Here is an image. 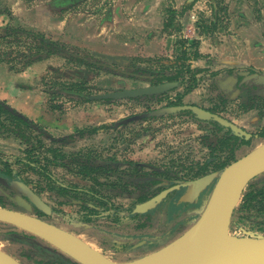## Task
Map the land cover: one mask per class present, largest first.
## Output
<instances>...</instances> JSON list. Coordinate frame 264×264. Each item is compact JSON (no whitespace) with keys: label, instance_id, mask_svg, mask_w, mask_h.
<instances>
[{"label":"rangeland","instance_id":"obj_1","mask_svg":"<svg viewBox=\"0 0 264 264\" xmlns=\"http://www.w3.org/2000/svg\"><path fill=\"white\" fill-rule=\"evenodd\" d=\"M42 3L43 2H41V0H0V27H11L31 31L33 33H42L40 31H34L30 26L27 25L31 24V15L33 14L34 16H36L37 10L39 8L40 10L43 8L39 6ZM51 5L52 3H50V7ZM97 7L98 4L96 3V1L91 0L90 2L75 4L74 10H71V12L76 16H79L80 13L84 11V15L86 17L89 12H94ZM55 12L57 13L55 19L59 16L63 17V14L60 13L61 11L56 10ZM22 13H24L23 17L21 16ZM69 13L70 12H68V15ZM49 39L52 40V38ZM30 40L22 34L0 40V60L4 59V52H6L9 48H12L13 50H15V52L11 55V57H9L11 60L9 62H11L10 64H13L12 66H14V69L19 70L24 62L22 61L23 59L21 60V58L15 60V57H17V51L25 52ZM80 52L81 56L83 57H92L93 59H97L99 61L102 60L100 55H97L96 53H92L94 55H91V53L83 50ZM177 55L178 54L175 52L161 57L172 58V60H175ZM76 64L77 63L75 61H69L62 56L54 55L46 61H43L39 80H31L26 83L28 84V89L39 91L42 90L47 93L45 90L48 88L55 91V94H59L55 98L53 97V94H45L47 96L46 106L50 108V102L57 105L61 109H59V111H57L56 113L54 112L55 115H57L56 118L60 121H62L63 119H67L69 121V123H66L65 130H59L58 127H55V130H53L54 134L58 136L67 135V138L71 140L75 137V139H77V141L75 140V142L66 141V144H62V149L65 151L67 150L68 153V157L67 159H65L66 164L68 163L72 167L78 169L79 164L74 161L75 154H84V152H86L87 150H93L94 152H96L97 150H99V148H104L105 150H109L110 154L114 152V150L112 151V149H118L121 155L124 156L127 155L128 148H134L135 152L131 155L134 154L136 160H144L153 166L161 167L167 169L169 172L177 173L179 177L184 176L188 178L189 176L193 175L191 168L196 167L197 164H204L206 160L212 156L210 147L213 144L217 145V142L215 141L216 139L213 138L214 133L212 129L207 125L196 122L190 116H186L185 114L175 115L171 117L160 116L157 118H147L145 120L131 122L129 123L130 125H124L120 128H115L113 126L115 122L122 121L123 119L127 117L129 118L130 116H133L135 114L144 113L148 110L161 107L170 99H177L176 96L177 94L182 92V89H177L169 92L166 97H162L165 98V100H162V102L160 103L157 100H154L153 102L148 104L145 103L144 99H122L115 100L109 103H98V101H92L86 104H77L76 106H74L73 102H70L69 100H67V98L60 94L62 87H59L57 85L54 86V84L56 82H68L73 79L74 77L71 70L77 68L78 65ZM112 64H114L118 68H120L121 66L120 64ZM137 64H140L139 66L141 67L153 70L163 67H171V64L169 62L164 61H155L150 63L139 61L137 62ZM0 65L7 66L9 70L13 72L10 69V65L6 63H1ZM193 65V68L195 70H198V68H203L205 70V72L199 75L200 77L203 76L204 80L194 92L182 99L184 102H192L204 107L211 108L213 103H211L209 100H211L213 96L217 95L220 92L216 87L213 86L212 82H215L216 80L213 81L209 74H211L212 72H216L217 70L226 69L227 67L224 65L221 67H216L213 66V64L212 67H206V65H203V67H197L195 63H193ZM121 67L122 70H127L124 69L123 66ZM0 68L3 67L0 66ZM234 69L240 70L244 68L235 67ZM14 73L16 72L14 71ZM88 74L89 78L92 80V83L90 82L92 86L91 93L95 95L114 92L125 88H142L149 85L148 82L143 80V78H134L132 76H125L123 74H109L105 73V71L99 68H92ZM221 84L224 85V81L223 83L221 82ZM224 89L226 90L225 92L228 93L232 88L226 86ZM228 102L229 103L226 106V110L223 113V115L228 119L235 121L240 126L245 127L246 130L252 133L258 132V130L264 125V106L262 105V103H260V110H254L253 112L244 113L240 99L233 98L232 100H228ZM102 126H107L104 131L96 132L93 134L86 133V135L82 137V140L79 138L81 136L78 132H80L81 130H86L88 128H101ZM263 142L264 138L259 141H254L248 147L238 149V151L235 152L236 157L239 158L245 155L250 150ZM129 144L131 145L129 146ZM16 156H22V152L18 146V143H16V141H14L13 139L0 137V157H2L4 160L8 159L9 157ZM43 156L45 155L43 154ZM105 156H108L107 152H105ZM227 156L228 153L223 154L222 158H226ZM14 166L15 168H17L16 165ZM23 171L24 175L25 172H27L25 178L29 179V182H33L32 180L37 181L41 179L39 182L42 183V186H45L47 184V180L43 179L41 175L39 176L37 174H33V172L28 167L25 166ZM50 172L54 174L56 180L62 183H68L70 182V180L80 182V180L78 179L79 176L70 174L64 167L51 168ZM263 177L264 174L255 179V181H260L261 179H263ZM255 181H252V183ZM85 184H88L87 181H85ZM56 188L59 187L57 186ZM250 190L251 188L246 189L244 192V196ZM42 195L44 199L48 201L50 205L54 206L57 212H61L62 215H71L77 211V208L75 206L69 207L56 201L52 196H50L51 194L48 193V191L43 192ZM243 198L244 197H242L240 204L235 210L232 221H237L240 225L246 226L245 228H247L249 231L264 235V200L254 202L251 209L246 212L242 208L244 203ZM202 207H199L197 210L193 211V214L199 216ZM257 209L260 210L257 211ZM242 216L243 218L245 217V219L240 220L242 219ZM195 220L196 219H192L182 224L177 229L176 227H173L172 230L175 232H173L169 236V238L161 240V247L181 236L186 230H188V228ZM55 222H61V220H57ZM234 227L235 226L232 223L231 234H241ZM67 228L69 227L67 226ZM133 229L134 228L124 227L121 228V232L133 233ZM155 230L164 231L165 229H158L157 227L145 229L138 236H150V234H152ZM20 232L21 231L13 227L0 223V250L7 252V254L13 255L15 259L17 258L22 264H31L25 258V254L30 253L31 251L30 247H25L24 245L17 242L20 241L18 240V238H20L21 236H16L15 234H20ZM83 233L84 234H82V238L84 240L91 243L95 249L97 248L98 251L100 250L101 253L105 254L109 259L113 261H130L133 259L144 257L146 255V253L125 254L112 252L109 250L111 244L118 243L113 241L111 238L106 236L105 240H107V242L103 243L104 246H102L101 243L98 244L96 242L93 236H90L85 232ZM36 241L42 246H46V243L44 241L40 239H36ZM32 261L38 262L39 260L33 258Z\"/></svg>","mask_w":264,"mask_h":264},{"label":"flooded vegetation","instance_id":"obj_2","mask_svg":"<svg viewBox=\"0 0 264 264\" xmlns=\"http://www.w3.org/2000/svg\"><path fill=\"white\" fill-rule=\"evenodd\" d=\"M84 1L85 0H52V1L50 0V3H52L53 8H55L57 11H62L66 8L70 10L69 6L72 5L73 3H81ZM180 41H186V42L196 41L199 44L198 39L193 36L191 30L189 28L186 29L185 33L179 39V43L177 46L178 49L173 52V53L176 52L178 54L175 60H177V58L180 56V45H181ZM198 48L199 46L197 47V50L195 49L190 50L189 55L193 57L192 54L194 52L199 53ZM132 58H136V57H132ZM144 59H159V60H162L164 62H169V63H172L175 61V60H172V58H163V57L144 58ZM191 61H195V60L190 59L187 64H191ZM226 67H227L226 69L217 70V71L222 72L220 74L221 78H220V75H218L219 77L218 76L211 77L209 74V76L213 79V81L216 80L215 82H212V83H213V86L217 85L214 87H216L220 92L217 95L213 96V98L211 99L215 98L217 100L219 97H224L228 100H232L233 98H236V99L241 100L244 113L253 112L254 110H260L261 109L260 103H262V105L264 106V85L257 84V79L250 78V77L256 73H260V74H264V73L258 71L257 69L253 67H242L236 64H230V65H227ZM235 67H241L244 69L236 70L234 69ZM139 68L140 69L136 70V72L134 71L135 73H132L131 71L133 69L132 68L131 70H129L130 72L122 71L121 73H117V74H125L126 76L130 75L134 78H143V80H145L149 84L148 86H145V87L155 86V85H159L163 83H173V82H177L178 86L169 90L166 93H162L158 95H154V94L146 95L143 97L127 98V99H141V100L144 99L145 103H148V104H150L154 100H157L160 103L162 102V100H165V98H162V97H166V95L169 92H172L177 89H182V92H183V88L185 84L182 82L181 79L174 80V81H164L162 83H159V82H156V79H152V78H155L154 76L155 71L153 69H148L144 67H139ZM191 68L194 69L192 67V64H191ZM200 69H203V68H200ZM169 72L174 75L175 69ZM202 78L204 80L203 76ZM223 81H224V85L229 86V88H232L230 92L228 93L225 92L226 90L224 88L226 86L221 84V82L223 83ZM125 89L117 90L114 92L123 91ZM135 89H138V88H135ZM47 93L50 94V92H47ZM191 93L187 94L186 96L190 95ZM176 98L177 99H170L165 104L163 103L164 105H162L161 107H157V108L148 110L140 114L153 112L155 110L165 108V107L194 105V106H199L201 108L209 110L213 113L219 114L222 117L228 119L227 117L223 115L224 111L222 112L213 111L214 104H212V107L209 108V107H204L196 103H192V102L191 103H188L186 101L184 102L183 101L184 98L181 100L178 99V94ZM111 100L115 101V100H122V99H111ZM209 101L211 102V100ZM228 103L229 102H227V104ZM59 109L61 108L54 109V110L51 109V110L59 111ZM181 114L190 116L196 122L200 121L190 111H181V112L173 113L170 115H163V116L171 117V116L181 115ZM135 115H138V114H135ZM157 117H160V116L148 117V118H157ZM26 118L28 117L26 116ZM145 119L147 118H144L142 120H145ZM228 120L240 126L235 121L231 119H228ZM119 122H115L113 126L115 128H120V127H123L124 125H130V124H121V125L116 126V124ZM201 122H204V125H207L212 129L214 133L213 138L216 139L215 141L217 143H218L219 138L231 132L230 129H226L220 126L219 124L218 125L220 126V128H216L214 125H212L216 122H207V121H201ZM34 126H38L39 127L38 129L41 131V132H36V131L34 132L35 136L37 137L34 144L38 143V141L40 140L45 143L50 144V142H48V140L44 138V136H42L43 133L48 134L52 136L54 141H56V143L52 145L62 150L66 156L65 159H67L68 153H67V150L65 151L62 149V144H66V141L75 142V140L77 141V139H75L76 137L71 140L67 138V135L58 136L54 134V131L48 130V128L36 122H34ZM240 127L246 130L245 127L243 126H240ZM104 130L105 129H101L98 132H101ZM263 130H264V125L256 133H252L246 130L252 135V137L249 139L251 141L250 145L254 141H259L263 139V138H259V134ZM81 131H84L82 135L79 134L81 136L79 137L81 140H82V137L86 135V133L90 134V131H88L87 129L81 130ZM239 138H242V137H239ZM9 139H13L14 141H16V143H18V146L22 152V156L9 157L8 159H4V163L0 164V176L4 177L5 179L9 181L10 180L11 181L20 180L24 182L25 184H27L32 189V191H34L37 195H39L51 207L52 214L46 215L43 212L39 211L35 206L30 204L29 200L26 197H23L16 192L9 191L1 183H0V189L3 191L0 190V207L22 211V212L23 211L25 212V209L31 207L34 210L33 213L35 216L40 217L41 219H44L52 224H55L58 227L67 230V232L68 231L72 232L73 234L81 238L82 240H84L82 238V234H84L83 232L88 233L90 236H93V238H95L98 244L101 243L102 246H104L103 243L107 242V240H105V237L107 236L111 238L113 241L118 243V244H111V247L109 250L112 252L125 253V254H130V253L131 254H144L146 253L147 255L150 252L161 248L162 246L161 240L165 238L166 239L169 238V236L173 232H175L172 230L173 227H176L177 229L182 224L192 219H196L198 217L196 214H193V211L197 210L199 207L202 206L204 200L206 199L209 192L211 191V189L209 188L207 191L201 194L197 203H192V204L180 203V197L186 191V188L181 187L182 182L194 180L199 177H193V176H189L188 178L184 176L179 177L177 173L169 172L167 169L153 166L144 160L142 161L136 160L135 155L134 154L131 155L132 153L135 152L134 148L132 149L128 148L127 155H124V156L121 155L118 149H112V151L114 150V152L109 154V150H105L104 148H99V150H97L96 152H94L93 150H87L86 152H84V154H81V153L75 154L76 158L74 157V161H76V163L79 164L78 169L72 167L68 163L66 164L65 159L62 160V162L64 161L63 164L57 163L55 165H48L44 161L45 156H43V152H42L43 150L42 151L37 150L33 158H35V160L36 159L37 160L39 159V160L35 163H31L33 167L30 170L33 172V174H37L39 176L41 175L43 179L47 180V184L45 186H42V183L39 182L41 179L37 181L32 180L33 182H29V179L25 178V175L27 172H25V175H24L23 169L25 168V166L28 167L25 164V162L27 161L26 160L27 154L25 151L29 148L27 144L16 138L15 139L9 138ZM130 145L131 144H129V146ZM211 146L217 147L216 144H213ZM105 152H107L108 156H105ZM211 157L209 159H211ZM209 159H207L206 162ZM14 165H16L17 168H15ZM197 165L202 166L203 164H197ZM40 167H43L45 171H42L41 169H39ZM55 167L57 168L64 167L66 171L69 172L70 174L79 176L78 179L80 180V182L70 180V182L68 183L66 182L62 183L56 180V177L54 176V174L50 172V169L55 168ZM10 170H12V173L9 172ZM217 171H220V170H217ZM85 181H87L88 184H85ZM55 186L56 187L58 186L59 188H56ZM178 186H180V189H175L169 192L167 196L162 200V202L157 206L156 209L149 210L146 213H134V210L137 205L142 204L152 199L153 197L159 195L160 193L164 191H167L169 189H172ZM248 188H251V190H254V191H259L261 189H264V177L260 181L258 180L255 181V183L251 182L246 189ZM45 191H48V193L51 194L50 196H52L59 203L69 206V207L75 206L77 208V211L71 215H62L61 212L60 213L57 212L56 208L50 205L49 202L44 199L42 193ZM243 197H245L244 194H243ZM89 209L95 210L96 213L94 215L91 214L92 216L89 215L90 213ZM87 215L93 217V219L95 220L93 224H86L83 221H81L85 219V216ZM57 220H61V222H55ZM232 223L235 226L234 228H236L241 234H243L242 229L249 231L247 228H245L246 226L240 225L237 221L236 222L232 221ZM96 224L101 225V228L99 230L91 229L92 226H95ZM5 225H8V224H5ZM67 226L69 228H67ZM10 227H13V226H10ZM124 227L134 228L133 229L134 232L133 233L121 232V228H124ZM153 227H157L158 229L164 228L165 230L164 231L160 230L161 232L158 230H155L152 234H150V236H142V237L138 236L141 234L143 230L153 228ZM108 228H110L109 230L111 231L106 232V229ZM23 232L24 231H21L20 234H15V235L21 236L20 238L17 237L18 240H20V241H17L19 244H22L25 247H28V246L30 247L31 251L30 253L25 254V258L31 264H71L72 262H75L72 259L67 258L66 256L59 255L58 251L55 248H53L50 244L45 242L44 240L36 236H33L27 232L25 233ZM256 234L258 233H255V235ZM119 237L123 238V240L119 239ZM36 239H40L44 241L46 243V246H42L41 244H39L36 241ZM84 241L93 247L91 243H89L86 240ZM99 252L101 253L100 250ZM11 256L14 257L13 255ZM33 258H36L39 261L34 262L32 261ZM70 260L72 262H70Z\"/></svg>","mask_w":264,"mask_h":264},{"label":"crops","instance_id":"obj_3","mask_svg":"<svg viewBox=\"0 0 264 264\" xmlns=\"http://www.w3.org/2000/svg\"><path fill=\"white\" fill-rule=\"evenodd\" d=\"M95 1L97 9L86 17L84 11L79 16L71 12L77 4L73 3L55 19L50 0H41L43 8L27 25L91 53L127 58L172 54L189 28L199 41L200 59L191 61L192 67L236 64L264 73V0ZM42 65L35 63L20 73L0 65V99L48 130H65L69 121H60L57 111L46 106L47 93L27 87L28 81L39 80Z\"/></svg>","mask_w":264,"mask_h":264},{"label":"water","instance_id":"obj_4","mask_svg":"<svg viewBox=\"0 0 264 264\" xmlns=\"http://www.w3.org/2000/svg\"><path fill=\"white\" fill-rule=\"evenodd\" d=\"M257 84L264 85V74L256 73ZM178 86L177 82L155 86L125 89L91 97V100L127 99L166 93ZM190 111L200 121L216 122L230 129L237 137L249 140L252 135L234 122L219 114L194 105L165 107L153 112L138 114L117 123L129 124L148 117L170 115ZM264 174V142L220 171L210 172L197 179L183 181L185 193L180 203H197L201 194L211 191L202 204L200 215L181 236L152 251L144 257L116 262L93 248L87 242L67 230L34 215L30 207L23 211L0 207V223L8 224L36 236L58 251L59 255L72 259L77 264H264V235L243 230V234H231L233 215L240 204L248 185ZM0 183L9 191L26 197L30 204L46 215L51 207L32 189L20 180H7L0 176ZM174 187L136 206L134 213H146L156 209ZM0 264H21L17 259L0 250Z\"/></svg>","mask_w":264,"mask_h":264},{"label":"trees","instance_id":"obj_5","mask_svg":"<svg viewBox=\"0 0 264 264\" xmlns=\"http://www.w3.org/2000/svg\"><path fill=\"white\" fill-rule=\"evenodd\" d=\"M18 34H22L26 36L30 40L28 43V46L26 47L25 52L17 51V57H15V60H18L21 58V60L24 62L19 70L14 69L12 66L13 64H10L11 61L9 57L15 52L12 48H9L6 52H4L3 60H0V64L6 63L10 65V69L16 73H19L31 65L39 62L46 61L50 57L54 55L62 56L63 58L69 60V61H75L78 65L77 68H74L72 71L73 79H71L68 82H56L54 86H61L62 89L60 91V94L63 95L67 100L74 103V106L77 104H86L89 102H92L94 100H91V97L95 94L91 93L92 86L90 82L92 83V80L89 78V71L92 68H99L105 71V73L109 74H116L121 73L122 71H129L128 69H132V73H135L136 70L140 69V64H137V62H161L162 60L159 59H144V58H132V57H125V58H119V57H110L105 55H100L101 61L97 59H93L92 57H83L81 56V52L83 49H80L75 46H70L69 44L51 40L46 35L42 33H33L31 31L23 30V29H16L11 27L2 28L0 27V40L6 39L7 37H15L18 36ZM180 56L175 60L174 62L170 63L171 67L168 68H160V69H154L155 71V78L156 82L162 83L164 81H174L181 79L182 82L185 84L183 88V92L178 94V99L184 98L187 94L191 93L195 89L199 87L201 82L203 81L202 77H199L200 74L205 72L203 69H192L191 64H187L190 59H200L199 53L194 52L191 57L190 50L195 49L197 50V47L199 44L196 41H180ZM86 52H89L87 50H83ZM79 53V54H77ZM91 53V52H89ZM91 55H94L91 53ZM99 55V54H97ZM1 59V58H0ZM7 59V60H6ZM120 64L123 66L124 69L122 70L121 66L120 68L116 67L114 64ZM139 66V67H137ZM175 69V74L173 75L169 71H172ZM135 71V72H134ZM222 72L217 71L210 74L211 77H217ZM98 74V73H97ZM125 75V74H123ZM126 76V75H125ZM130 76V75H129ZM135 76V75H134ZM90 80V81H89ZM217 86V85H214ZM47 92H50V95L53 94V97H57L59 94H55V91L51 89H46ZM111 99H105V100H99L98 103H109L112 102ZM97 102V101H94ZM211 102L214 104L213 111H225L228 99L224 97H219L217 100L211 99ZM49 107L54 110L58 109L59 107L52 102H50ZM253 107V106H252ZM254 108V107H253ZM198 121V120H197ZM201 124H204V122L198 121ZM206 124V123H205ZM216 128H220V126L217 123L212 124ZM38 126H34V122L14 108H12L6 101L0 99V137L1 138H16L19 139L27 144L29 147L25 152L27 154L26 162L25 164L28 166L29 169H31L33 166L31 163H35L38 160L33 158L35 152L37 150H43V154L45 155L44 161L48 165H55L57 163L63 164L62 160L66 158L65 154L62 150L59 148L54 147L53 145L56 143V141L53 140L52 136L40 133L44 138L50 142V144L45 143L43 141H38V143L34 144L37 137L35 136L34 132H41ZM106 126H102L101 128H90L87 129L90 131V134L96 133L101 129H105ZM219 130V129H218ZM84 131H80L79 134H83ZM259 138H264V130L259 134ZM251 141L246 140L245 138H239L234 136L231 132L223 135V137L218 139L217 147L211 146L212 156L211 159H209L207 162H205L202 166L196 165V167L191 168V171L193 172V177H200L204 174H208L212 171L222 170L232 162L237 160V157L235 155V152L238 151V149H241L243 147H248L250 145ZM53 144V145H52ZM228 153V156L226 158H222L223 154ZM49 154V155H47ZM4 160L2 157H0V164H3ZM35 168V167H34ZM42 171H45L43 167H40ZM12 173V170L9 171ZM255 183V182H254ZM1 190V189H0ZM3 191V190H1ZM6 194V193H5ZM264 200V189H261L259 191L251 190L247 194H245L244 197V203L242 208L248 212L254 202H259ZM260 209H257L259 211ZM89 215H94L96 213L95 210L89 209ZM85 216V219L81 220L86 224H93L95 220L91 216ZM245 219L242 216V220ZM101 228V225H95L92 226L91 229L99 230ZM110 228L106 229V232L111 231ZM25 233V232H23ZM27 234V233H26ZM111 235V234H110ZM119 239H122L119 237ZM70 262H72L70 260ZM71 264H77L76 262H72Z\"/></svg>","mask_w":264,"mask_h":264},{"label":"bare ground","instance_id":"obj_6","mask_svg":"<svg viewBox=\"0 0 264 264\" xmlns=\"http://www.w3.org/2000/svg\"><path fill=\"white\" fill-rule=\"evenodd\" d=\"M141 261H143L142 263L143 264H148L149 263V261L148 260H145V258H142V259H140Z\"/></svg>","mask_w":264,"mask_h":264}]
</instances>
